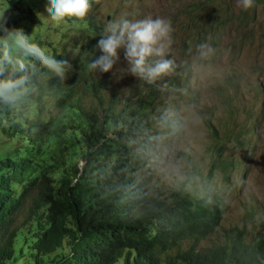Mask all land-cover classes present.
Wrapping results in <instances>:
<instances>
[{
	"label": "rangeland",
	"instance_id": "obj_1",
	"mask_svg": "<svg viewBox=\"0 0 264 264\" xmlns=\"http://www.w3.org/2000/svg\"><path fill=\"white\" fill-rule=\"evenodd\" d=\"M47 2L0 0V14H4L9 30H23L28 26L26 7L31 8L34 20H29L23 33L32 42H40L49 54L54 48L75 61L83 55L79 54L88 42L92 51L103 54L97 48L96 38H92L94 25L104 31L109 20L120 16L130 20L158 16L171 20L174 42L165 58L174 61V70L162 80L150 85L132 75L123 49L113 71H91L101 84L102 102L114 94L121 104L128 101L145 117L144 131L131 140L136 183L146 196L169 201L171 192L184 181L185 191L200 192V176L205 178L211 171L209 181L221 197L224 210L217 229L199 242L200 251L225 241V232L234 227H244L246 243L263 234L264 0L256 1L246 11L237 6L236 0H91L92 8L85 18L57 22L47 17ZM3 35L0 30V37ZM200 44L214 49L205 60L197 59ZM77 48L79 54H75ZM150 87L153 93L148 96ZM78 93L87 109H97L90 93L81 86ZM38 106H42L40 111ZM55 112L54 102L48 96L38 103L23 96L9 104L7 117L0 125V159L14 154L21 145L24 137L20 127L27 119L38 114L47 118ZM165 114L167 124L160 127L158 121ZM10 122L16 123L18 129L9 127ZM158 135L164 139H150ZM45 159L44 163L48 162L50 155ZM83 163L82 158L77 159L78 167ZM224 164L229 168L226 172ZM28 228L21 227L14 244L15 258L7 264H32L29 253L33 236ZM30 228H35L34 223ZM188 244L183 242L181 249ZM67 251L64 244L43 255V264H53L54 258ZM176 252L174 248L163 254V264L165 258ZM122 263L119 259L115 264Z\"/></svg>",
	"mask_w": 264,
	"mask_h": 264
},
{
	"label": "trees",
	"instance_id": "obj_2",
	"mask_svg": "<svg viewBox=\"0 0 264 264\" xmlns=\"http://www.w3.org/2000/svg\"><path fill=\"white\" fill-rule=\"evenodd\" d=\"M26 18L23 30L34 20L29 7ZM94 28L91 37L98 43L103 30ZM91 45L87 43L78 61L51 49L57 60L69 62L63 77L34 58L24 61L29 66L21 73L29 77L25 96L35 103L48 96L56 112L27 119L20 127L21 145L0 159V264L15 258L14 244L23 226H29L33 236L32 264H43V255L64 244L67 253L53 264H115L119 259L122 264H163L161 256L174 248L177 252L164 264H264V233L246 243L244 227L226 231L225 241L199 250V242L217 229L224 210L209 182L211 171L196 194L184 190V181L169 201L145 195L135 180L131 142L144 131L145 117L114 94L101 101V84L88 68L100 55ZM80 86L97 109L82 104ZM8 107L0 101V125ZM11 126L18 129L16 123ZM48 154L50 160L44 163ZM78 158L84 160L81 168ZM185 241L189 244L181 249Z\"/></svg>",
	"mask_w": 264,
	"mask_h": 264
},
{
	"label": "clouds",
	"instance_id": "obj_3",
	"mask_svg": "<svg viewBox=\"0 0 264 264\" xmlns=\"http://www.w3.org/2000/svg\"><path fill=\"white\" fill-rule=\"evenodd\" d=\"M236 3L239 8L246 11L254 7L255 0H236ZM91 8V0H48L45 11L50 21L57 22L65 18H85ZM5 24L4 14H0V30L4 32V35L0 37V43L3 44V48L0 49V77H2L0 78V101L14 104L28 92L29 77L18 75L28 71L29 66L24 62L26 58H34L60 77L64 76L66 68L70 65L68 60H57L46 49L32 42L22 30H9ZM173 32L171 20L164 17L130 20L120 16L111 19L106 24L101 35L102 39L97 44V48L103 54L91 61L88 68L90 71L101 73L113 71L120 62L119 52L123 49L128 71L150 85L155 84L174 70V61L165 58L174 42ZM13 49L16 50L15 55ZM69 51L71 52L72 49ZM213 52L214 49L208 44H200L197 59L205 60ZM79 53L80 49H75V54ZM84 55L87 56L89 53H84ZM167 120V114L162 116L158 121L160 127L166 126ZM150 139L159 142L164 137L158 135ZM222 167L226 168L225 172L229 169L227 164ZM206 178L200 176L199 186L206 182Z\"/></svg>",
	"mask_w": 264,
	"mask_h": 264
}]
</instances>
